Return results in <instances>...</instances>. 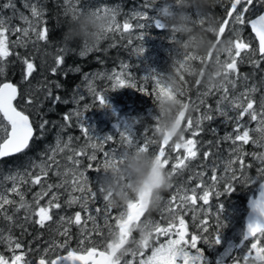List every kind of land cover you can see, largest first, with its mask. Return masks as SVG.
I'll return each mask as SVG.
<instances>
[{"label":"snow or ice","instance_id":"6c2138e0","mask_svg":"<svg viewBox=\"0 0 264 264\" xmlns=\"http://www.w3.org/2000/svg\"><path fill=\"white\" fill-rule=\"evenodd\" d=\"M70 2L71 0H65V4ZM172 4H174V0H172ZM172 4L165 3L160 6L158 18L150 16L148 11H135L132 13L131 18L150 20L157 28H167L164 23V17L173 8ZM23 6L31 13V18L23 12H19L13 0H7L6 3L0 5L2 9L13 10V16L5 17L0 15V76L4 75V65L7 58L13 55L10 45L11 47H27L28 42L46 41L48 38L49 29L42 27L46 22L43 19L45 10L40 0H23ZM143 7L147 10L157 6H155V0H153V3H145ZM68 11L72 13V17H75L83 13L84 8L73 6ZM94 11L98 14H112L113 24L109 27L108 32H130L133 28V25L128 20L122 25L118 22L119 12L115 7H97ZM13 18H18L25 26L13 25L11 23ZM203 22V20H200L201 24ZM145 26L144 23L136 25L140 29L145 28ZM246 29H250L252 34L247 39L243 36V32ZM226 32L231 34L227 38L225 37ZM17 34L20 35L17 36ZM10 35L17 38L10 41ZM32 37H34V40ZM140 38L143 39V37ZM216 39H229L231 41V46L225 53L226 58L223 61L220 57L217 58V62L223 65V83L219 87H208L207 91L203 93V96H208L213 94L214 89L216 92L222 91V95L216 101V108L213 110L209 105L208 110L197 117L194 122L191 116H186L190 106L189 102L182 100L181 103L184 110L180 112L179 120L182 123L186 121V123H183L184 133L191 130L192 138L185 139L183 135L179 141H176L171 148V151L175 153L172 156L167 154L166 146L173 139L166 137L159 142L158 151L152 153V155L155 162L163 169H166L171 162V171L167 172L170 179L174 175L182 174L185 169L189 168L190 162L195 160L200 152L197 147L199 141L195 137L199 136L200 132L203 131L200 127L202 121H212L214 116L211 113L215 111L220 117L225 118V123L234 125L232 131L227 132L222 137L224 141H231V158L226 159L219 153L213 152L211 148L203 152L205 161L203 167L205 171L194 173V175L188 177L187 181L176 186L171 198L161 210L170 216L167 225L162 226L157 221L144 218L147 212L143 208L142 198L130 200L127 205L113 207L109 202L111 192H105L103 185L99 182V178L97 180L99 196L97 191H93L88 186L89 178L79 169L81 164L79 157L87 156L89 160H96L95 152L88 155L87 149L89 147L103 152V169H106L121 163L130 152H149L150 145L158 142L149 140L147 136H138L134 131L138 120H132L123 125L115 126V134L120 137L119 147L104 151V144L113 141L114 135L105 134L101 137L94 134L93 130L84 121L85 111L89 108V105H85V111L74 109L63 114L64 123L60 125V131L57 133L54 146L49 145L47 151L40 154L41 159L38 162L29 159L25 162L23 170L17 168L6 175L3 181H0V217L11 225L17 219L16 214L24 210V220L26 222H32L40 228H44L46 222L53 221V210L62 208L59 202V193L53 191V189H64L68 193V199L65 201L68 207L79 203L85 213H88L86 219L83 220L84 225L91 221L94 230L99 232L97 217L103 212L104 225L108 229L106 242L102 248L92 246L85 249L83 248L84 240L81 239L78 249H69L66 255L57 254L55 258H52L49 252H54L57 248H66L67 239L63 244H50L48 247L43 248L42 252L40 248L33 250L29 247L25 250V246L11 235L10 227L7 235L4 234V229L0 228V244L6 246V251L0 252V264H121L123 257L128 254L133 257L139 255L141 257L139 264H205L203 250L198 247V244L201 241L208 244H219L220 233L217 232L214 236L212 234L203 235V233H209V226L207 220H200L199 228L202 234H192L189 238L185 215L189 211L194 212L198 199L204 205H209V198L213 190L221 182L225 184L224 192L229 194L235 191L233 182L236 181L247 186L260 181V187L264 189V168L258 169L259 175L257 177H250L243 171L245 168L243 157L249 155V153L243 151V145L251 143L259 148H264V96H261L259 102L253 97L252 94L258 91L255 85L246 87L244 91L233 94L237 83L236 79L230 78L231 74H237V79H239L238 62L242 64L247 60L255 68H259L261 62H264V0H226L224 18L219 20V30ZM128 44H132L131 39L128 40ZM90 50L91 48L85 46L80 55L84 56ZM60 51H64V49H60ZM135 51L138 54H143L145 49L141 47ZM17 56L25 66L22 80L28 81L36 70V66L27 57L19 56V54ZM185 59H189V57H185ZM63 63L64 57L57 56L55 58L56 67L51 69L52 73L55 74L57 68ZM129 68V64L122 62L119 70L113 69L111 72H99L92 74L91 77L89 74H85L83 79L86 83L84 86L87 92L98 101L99 105L105 107L107 106V95L103 91L97 90L94 81L96 79L109 81L112 91L120 88L137 89V83L132 77ZM76 70L79 71V69ZM163 77L164 73L157 72L154 69L142 77L144 84L149 81L152 82L154 100L157 96L163 95L168 91L164 87ZM243 79L246 81L248 78L244 76ZM196 83L199 85V81ZM227 85H231V93ZM59 86L57 84V87ZM138 90L146 95L148 94L144 85H141ZM46 98H51L54 105L61 102L60 96L53 97L51 89L47 91ZM84 99L85 96L83 94H79L78 99L74 97L77 104ZM19 101H25L27 105L33 104L31 96H28L25 100V94L18 89L16 84L0 82V163L12 157L26 155L32 142L38 138H43L42 134L50 123L40 115L39 109H37L36 115L40 116V122L37 125L33 119H30L31 113L26 114ZM67 102L66 100L63 101V103ZM200 103L203 104L204 101L201 100ZM198 110L199 107L197 106ZM230 113H233V115H230ZM246 116L249 118L248 121H245ZM73 121H75V125L80 129L86 141L79 148L73 146V141L74 139L79 141L81 137L69 135L65 140L60 134L66 128L72 127ZM253 122L255 123V128L250 126ZM156 131H158V128L155 127ZM212 131L215 133L217 130L212 129ZM38 133L40 134L39 136ZM207 143L211 145L212 141ZM181 149H183V154H181ZM65 151L70 153L66 159L71 167L62 166L57 159V156ZM250 155L264 164V153L253 152ZM237 161L240 165L239 175L237 170L233 168ZM91 167L92 165H89V168ZM248 167H251V165H248ZM54 168L55 171L53 172ZM61 168H63V171H61ZM37 169L38 171H36ZM220 170L225 174L217 175ZM95 171L99 172L100 169L97 168ZM208 171L212 173L208 177L211 183L205 180ZM34 172L35 174H33ZM50 172L59 177V183L47 182ZM193 179L199 182L194 187L186 186ZM7 182H10L11 186H7ZM23 185H29V187L40 185L41 190L33 194L32 201H28L25 199V192L21 190ZM200 190H202V194L198 195ZM76 192L81 195H73ZM49 194H51L50 198L42 206L41 201L48 197ZM215 195L219 197L221 193L217 191ZM13 196L19 197V199L11 198ZM101 198L104 202L103 209L96 207L94 209L95 214H92L88 207L89 201L91 200L95 203ZM113 209H118V211L114 213ZM219 209L221 212L223 211L222 204L219 205ZM252 209L258 213V216L251 219L247 224L244 234L246 243L243 246L246 251L242 255V259L244 264H264V242H262L264 241V191H261L259 198L252 202ZM204 214L208 215V212ZM193 220H196L195 215H193ZM217 221L220 227H225V222L220 223L219 214H217ZM59 222L61 224L67 223L68 225L75 223L80 226L82 224L81 212H75L74 217L61 215ZM141 222H146L151 229V241H141L140 248L131 253L120 251L126 243H136V239L133 237V233L136 231H133L131 226ZM60 235L70 239L69 228L64 227ZM161 237L167 238L165 242H159ZM249 241H251L250 246L247 243ZM148 248H151V254L145 257L144 250ZM33 251L40 253L38 258L35 256L29 258V254Z\"/></svg>","mask_w":264,"mask_h":264},{"label":"rangeland","instance_id":"374dc122","mask_svg":"<svg viewBox=\"0 0 264 264\" xmlns=\"http://www.w3.org/2000/svg\"><path fill=\"white\" fill-rule=\"evenodd\" d=\"M6 2L7 0H0V5ZM13 2L15 3L16 9H18L19 12H23L25 15L31 18V13L23 6V0H13ZM40 2L45 10L43 19L46 24L50 19L54 21V25H56L57 23L59 24L61 22L60 19L62 18L69 21L72 17V13L69 12L68 9L72 8L73 6L84 8V11L95 10V8L97 7L108 6L115 7L118 9L119 15L117 19L121 25L126 20H128L133 25V28L130 32H108L102 42H100L95 47L91 48L90 51L86 52L85 55L89 54L92 51L97 52L99 45L101 43H105L102 53L106 52L108 48H114L113 52H120L122 59L119 60L116 65H109L110 67L105 66L96 69H89L88 71L84 72L83 75H81V79L79 80V82H76L72 86L70 97L66 99L68 102L63 103L62 101V104L67 105V107L65 112H62L61 118L63 117V114L71 112L74 109L85 111L84 106L89 105V108L85 111L84 116V121L86 125L93 130L95 135L101 137L105 134L114 135L113 141H109L104 144V151H109L114 147H119L120 137L118 134H115V126L123 125L132 120H138L134 131L138 136H147L149 140L157 141V144L150 145L149 152L152 154L158 151L160 139L156 135L155 120L153 119V114L155 113V100L152 94V82L149 81L147 84H144L142 77L144 75H147L153 69L161 73H165L168 71V65L171 62L174 41L172 40L167 28H157L154 24L151 23L150 20L131 18V16L132 13L135 11H148L150 16L158 18L160 6L165 3L172 4V0H155V6L157 7L149 8L147 10H145V8L143 7L144 4H151L153 3V0H130V2L129 0H124L120 2L116 1V4H114V2H111L110 0H79V2H77V0H71V2L68 4H65V0H40ZM128 2L129 4H127ZM225 3L226 0H219V3L213 9H211L212 14L216 18L217 13H222L221 18H218L219 20H222L224 18ZM124 4H127V7L123 6ZM85 5H87V7H85ZM172 6L174 7V4H172ZM0 15H3L5 17L13 16V10L0 8ZM11 23L13 25H20L21 27L25 26L18 18H13ZM139 23H144L146 25L145 28H137L136 25ZM42 27H45V24H43ZM66 27V25H60L57 27L61 30L60 33H63V36L66 31ZM19 35L20 34H17V36ZM230 35V33L226 32L225 37L227 38ZM243 36L246 39L250 38V33L245 30L243 32ZM140 37H143V39H141ZM16 38V36L10 35V41L15 40ZM32 39L34 40V37H32ZM129 39L132 40L131 45L128 44ZM213 39H215V37ZM74 42L78 43L81 41L75 40ZM58 45L60 44H56L55 46ZM80 45L81 46L79 51H77V49L75 50L74 48L70 49V51L72 53L77 51V56H81L80 52L84 50L85 45L82 42ZM141 47L144 48L145 51L143 54H138L135 50ZM51 48L52 47H48V44H45V46H43L42 41H36L35 43L28 42L27 47H11L10 45V50L12 51L13 55L8 57L7 61L5 62L4 75L0 76V82L8 79V77L11 78V76H14V70L11 66H8V60H16L17 62L22 63V61L18 59L17 54H19V56L27 57L32 62H34L36 66V70L33 72L32 76L29 77L28 81H24L22 80V77H20L19 82L14 83L18 86V89H20V91L25 94V100L28 96H31V98L33 99L32 105H27L25 101H19L21 107H23L26 113H29L30 110H32V113L36 114L39 106H41L45 102H47L48 104L49 98H46L47 91L42 87V85L45 86L43 81V79L45 78L44 74H47V72L51 71L53 67H56L55 58L57 56L63 57L64 55L60 51V49H63V46L53 49ZM225 58V54H222L220 56V59L222 61ZM122 62L130 65L129 71L132 73V77L137 83V89L120 88L115 91H112L111 83L109 81L105 79H96L94 81V84L97 90L103 91L105 95H107V106L101 107L98 101L87 92L84 86L86 83L83 79L84 75L89 74V76L91 77V75L95 73L111 72L113 69L119 70ZM194 63L200 65V60L198 59L194 61ZM65 65L66 63H63L59 67V70L63 69ZM237 67L239 70L238 75L240 74L239 79H237V74L230 75V78L236 79L237 83L235 93L233 94L244 91L246 87L255 85L258 91L256 93H253V97L259 102L261 96H264V62H261L259 70H257L256 72L255 70L257 68H255L251 63L247 62V60L242 64L238 62ZM24 68L25 66L23 65L22 73L24 71ZM66 69H70L71 72L77 71L73 64L67 65ZM244 76L248 78L246 81L243 79ZM187 78L188 77H186L185 79L187 80L186 86L188 88V91L185 96L181 97V99L185 102H189L190 106L188 111L186 112V116H191L193 118V121L195 122L197 117L201 116L204 112L208 110L209 105L213 110L216 108V101L222 95V91L216 92L214 89L213 94L203 96V93L207 91V88L204 87L202 83H199V85H197L196 78ZM141 85H144V87L147 89V95L138 90ZM227 86L229 87L231 93V85ZM79 94H83L85 96V99L83 101H80L79 104H77L74 100V97L78 99ZM52 95L53 97L57 96L55 94ZM201 100L204 101L203 104L200 103ZM197 106L199 107L198 111ZM46 108L49 109L50 107ZM51 108H53V106ZM211 114L214 116V119L212 121H202L201 124L203 131L200 132L199 136L195 137V139L199 141L197 147L200 149L197 158L190 162L189 168L185 169L182 174L172 176L171 184L173 186L168 191L162 193L163 203L161 208L148 212L144 217L145 219H152L154 221H157L162 226L167 225L170 216L167 213H163L161 210L163 209L164 204L171 198L172 193L175 191V186H178L181 183L187 181L188 177L194 175V173L205 171V168L203 167V165L205 164L203 157L204 151H208L211 148L213 152L219 153V155L223 156L224 158H231V141H224L222 137L227 132H231L234 125L232 123H225V118L220 117L215 111H213ZM230 115H233V113H230ZM248 119L249 118L246 116L245 121H248ZM63 123V119H54L51 125H48L45 131H49L53 128V135H51V137L48 138L47 141L44 142V144H42V147L37 146L33 150H28L26 155L16 156L10 158L11 160L8 162H4L3 164L0 163V181H3L6 175L10 174V172L12 171H15L17 168L23 170L25 162L29 159H33L38 162L41 159L40 154L46 152L47 147L49 145L54 146L57 133L60 131V125ZM183 123H186V121ZM250 126L252 128H255V123H251ZM212 129H216L217 131L214 133ZM60 134L65 140L69 135L73 137H81L79 141H76L74 139V147L79 148L80 146L86 143L85 139L82 136V133L80 132V129L75 125V121H73L72 127L66 128V130ZM184 136L185 139L192 138L191 130L185 132ZM38 141L40 142L42 141V139L38 138L37 142ZM176 141V139H173L172 141H170L169 145L166 146V151L168 155H175V153L171 151V148ZM208 141H212V144L209 145L207 143ZM243 151L245 153H249V155H245L243 157L245 165V168L243 170L244 173L250 177H257L259 175L258 169L264 168V164H262L259 160L255 159L250 154L253 152L258 154L264 153V148H259L249 143L248 145H243ZM33 152H36V155ZM87 152L88 155H91L93 152H95L97 159L92 161L89 160L87 156L79 157V159L81 160L79 169L83 171L85 175L89 178L88 186L91 187L93 191H97L99 196V185L97 183V180L103 172V152L100 150L92 149L90 147L87 149ZM69 154V152L65 151L64 153L59 154L57 156V159L59 160L62 166L71 167V165L66 159ZM181 154H183V149H181ZM89 165H92V167L89 168ZM248 165H251V172L249 171ZM97 168L100 169L99 172L95 171V169ZM233 168L237 170V174L239 175L240 165L238 161L236 164L233 165ZM165 170L167 172L171 171V162ZM36 171H38V169ZM54 171L55 168L53 169V172ZM61 171H63V168H61ZM53 172L49 173V177L47 178L48 183H53L54 181V178L52 176ZM33 174H35V172ZM224 174L225 173L222 170L217 172V175ZM211 175L212 173L208 171L207 175L205 176V180H208V177H210ZM198 182V180L193 179L191 183L186 186L194 187ZM208 182L211 183L210 180H208ZM259 183L260 181H257L256 183L247 186L239 181L233 182V188L235 189V191L229 194L224 192L225 184L221 182L218 184L216 189L213 190V193L209 198V205H204L203 202L198 199L197 204L195 205L194 212L189 211L185 215V222L187 225L189 238L192 234H202L199 228L200 220H207L208 226L209 221L211 220L213 226H215L213 230H210L209 228V233H203V235L212 234L214 236L217 232L220 233L219 244H208L203 243L202 241L198 244V247L203 250L205 264H219L220 262H228L229 264H234V262L235 264H244V261L242 259V255L246 251V249H243L244 243H246L243 239L244 216L247 213L248 203L250 199L255 197ZM7 186H11L10 182H7ZM21 190L25 192L26 200L32 201L33 194L39 192L41 189L40 185H35L31 187H29V185H23L21 187ZM58 190L56 192L59 193V202L61 203L62 208L59 210H53V221L46 222L45 227L40 228L38 225L32 222H26L24 220V210H21L19 213L16 214L17 219L15 223L11 225L9 222L3 220V218L0 217V228L4 229V234H9L8 230L10 227L11 235L18 239L25 246V250H27L29 247L33 250L40 248L41 252L43 248L48 247L50 244H63L67 239L68 244L66 248H57L54 252H49V255L52 258L55 257V255L57 254H66L69 249H78L80 246L81 239L84 240L83 248L85 249L92 246H99L102 248L107 240L108 235V229L104 225V221L102 218L103 212L100 216L97 217V224L99 226L98 232L94 230L91 221H88L86 225L83 224V220L86 219L88 213H85V211L81 208L80 204L77 203L72 205L71 207H68V205L65 203V201H67L68 199V193L65 192L64 189H61L60 191ZM217 191L221 193L219 197L215 195V192ZM199 194H202V190L198 192V195ZM50 195L51 194H49L48 197H45L44 200L41 201L42 206L47 203V200L50 198ZM73 195L79 196L81 194L79 192H76L73 193ZM221 204L223 205L222 212L219 209V205ZM88 207L89 211L92 214H95L94 209L96 207H101L103 209L104 202L102 198L98 199L95 203L90 200ZM77 211H80L82 216V224L80 226L76 225L75 223L68 225L67 223L61 224L59 222V217L61 215L74 217V214ZM116 211H118V209H113L114 213ZM205 212H208V215H205ZM217 214H219L220 216V223L225 222V227H220L218 225ZM193 215L196 216V220H193ZM112 222L114 223V221ZM30 224L32 225V227H30ZM64 227L69 228L70 239L68 237L60 235V232L63 231ZM56 237H58V239H56ZM133 237L135 239H138L139 233L134 232ZM166 239V237H161L159 242L163 243ZM240 241H244V243L240 244V246L238 247ZM201 243H203L204 245H209V248H211L210 254H207L208 252L203 247H201ZM247 243L250 246L251 241ZM0 245V252H5L6 246L4 244ZM128 247L131 248L134 247V245L129 244ZM39 254L40 253L33 251L29 254V258L33 256L38 258ZM150 254L151 248L144 250L145 257ZM140 259L141 257L139 255L133 257L131 254H128L123 257L121 264H129V262H131V264H139Z\"/></svg>","mask_w":264,"mask_h":264},{"label":"clouds","instance_id":"9594fccd","mask_svg":"<svg viewBox=\"0 0 264 264\" xmlns=\"http://www.w3.org/2000/svg\"><path fill=\"white\" fill-rule=\"evenodd\" d=\"M218 3L219 0H174V7L164 17L174 47L168 71L163 77L164 87L168 91L155 99L153 119L160 140L167 137L179 141L184 135L179 114L184 110L181 97L188 91L186 77L196 78V82L199 81L206 88L219 87L223 83V65L217 62V58L226 53L231 41L216 39L219 19L212 14L211 9ZM200 20L204 21L203 24ZM112 24L113 16L110 13L84 11L68 21L64 41L80 40L88 48H93L102 42ZM198 59L200 65L194 63ZM99 182L105 192H111L109 202L113 207L142 198L147 213L161 208L162 193L171 187L167 171L155 162L150 152H130L118 165L103 169ZM131 227L139 233V238L134 244L122 246V252L138 250L141 241L150 242L152 239L151 229L146 222ZM129 244L134 247H128Z\"/></svg>","mask_w":264,"mask_h":264},{"label":"trees","instance_id":"16d2710c","mask_svg":"<svg viewBox=\"0 0 264 264\" xmlns=\"http://www.w3.org/2000/svg\"><path fill=\"white\" fill-rule=\"evenodd\" d=\"M110 1L116 4L117 2L124 1V0H116L117 2L113 0H110ZM129 2L127 4H129ZM127 4H124L123 6L127 7ZM221 16H222L221 12L217 13V18L218 17L221 18ZM60 20L61 22L59 24L57 23L56 25H54V21H52L51 19L47 22V24L45 23V27L49 29V34H48L47 40L42 41V45L45 46V44H48V47H52L51 49L63 46V49H65V52L61 51V53L64 54L63 55L64 63H66V65L61 70H59L58 68L55 74H53L52 71H49L47 72V74H44L45 78L43 81H44L45 86L42 85V87L46 91L51 89L52 94L58 95L60 97L63 96L61 97V100L64 101L70 97L72 86L76 82H79V80L81 79V75H83L84 72L88 71L89 69H94V68L96 69V68L105 67V66L110 67V66L116 65L119 62V60L122 59V57H121L120 52L119 53L113 52L114 48H108L106 52L102 53L105 43H101L99 45L97 52L92 51L85 56H77V51H79L80 49L81 42L76 43L74 42L75 41L74 40V41L66 43L64 41L63 33H60L61 30L58 29L57 27L60 25L67 26L68 21L65 20L64 18ZM56 44H60V45L55 46ZM72 48H74L75 50L77 49V51L72 53L70 51V49ZM8 62H9L8 66L9 67L11 66L12 69L14 70V76H11V78L8 77V79L6 80H9L13 83H17L19 82L20 77H22L23 65L21 62H17L16 60L10 59L8 60ZM69 64H73V66H75V69H79V71L71 72L70 69H66V66ZM256 71L257 70H255V72ZM57 84H59L60 86L57 87ZM62 101L54 105L52 103V100L49 98L48 104L47 102H45L44 104L38 107L40 115L43 116V118L47 119L50 122L49 123L50 125L54 121V119H57V120L62 119L61 118L62 112L64 113L67 107V105L62 104ZM52 106L53 108H51ZM46 107H50V108L48 109ZM29 113H31L30 119H33L38 125L40 122V116L36 115L35 113H32V110H30ZM29 113H26V114H29ZM48 125L46 126V128L48 127ZM200 127L202 128V124ZM52 131H53V128L50 129L49 131H45L42 134L43 136V138H41L42 141L40 142L38 141L39 144L37 142V139L34 140L31 144L32 148L30 147V150L36 148L37 146L42 147V144H44V140L47 141V139L50 138L51 135H53ZM39 135L40 134L38 133V136ZM249 171L251 172L252 168L249 167ZM31 224H30V227H32Z\"/></svg>","mask_w":264,"mask_h":264},{"label":"water","instance_id":"95a60500","mask_svg":"<svg viewBox=\"0 0 264 264\" xmlns=\"http://www.w3.org/2000/svg\"><path fill=\"white\" fill-rule=\"evenodd\" d=\"M260 183H261V182H260ZM260 183H259V185H258V187H257V192H256V194H255V197L252 198V199H250V201H249V203H248V210H247V213H246L245 216H244L243 236H244V234H245V232H246V227H247V224L249 223V221H250L251 219L256 218V217L258 216V213L254 212L253 209H252V202H253L254 200H256V199L259 198V194H260L261 191H264V189H262V188L260 187Z\"/></svg>","mask_w":264,"mask_h":264},{"label":"flooded vegetation","instance_id":"af4514ba","mask_svg":"<svg viewBox=\"0 0 264 264\" xmlns=\"http://www.w3.org/2000/svg\"><path fill=\"white\" fill-rule=\"evenodd\" d=\"M8 161H9V159L6 160V161H4V162H8ZM4 162H3V163H4ZM3 163H2V164H3ZM52 176H53V178H54L53 183H59V177H57V176H55V175H53V174H52ZM174 188H176V186H175ZM57 190H58V189H53V191H55V192H56ZM60 190H61V189H60ZM60 190H58V191H60ZM212 226H213V224H212V221L210 220V221H209V228H210V230H213L214 227H215V226H213V227H212ZM56 239H58V237H56ZM243 243H244V242H243ZM239 246H240V244H238V247H239ZM0 247H1V245H0ZM201 247H203V248L208 252L207 254H210V253H211V250H210L211 248H209V245H207V244L204 245L203 243H201ZM1 250H2V249H1Z\"/></svg>","mask_w":264,"mask_h":264},{"label":"bare ground","instance_id":"6f19581e","mask_svg":"<svg viewBox=\"0 0 264 264\" xmlns=\"http://www.w3.org/2000/svg\"><path fill=\"white\" fill-rule=\"evenodd\" d=\"M219 18V17H218ZM217 18V19H218ZM48 20V19H47ZM214 38V37H213ZM256 70H259V68L258 69H256ZM240 75V74H239ZM258 75V74H257ZM256 77V76H255ZM187 79H189V78H187ZM44 80V79H43ZM11 83H13V82H11ZM18 87V86H17ZM253 95V94H252ZM255 95V94H254ZM44 99V98H43ZM62 101V100H61ZM44 142H46V141H44ZM47 145V144H46ZM31 148H32V146H31ZM33 150V149H32ZM43 150V149H42ZM42 150H41V152H42ZM37 151V150H36ZM40 151V150H39ZM30 153H32V152H30ZM34 153V152H33ZM35 155H36V152L34 153ZM38 154V153H37ZM11 159H9V161H10ZM17 160V159H16ZM14 161V160H13ZM12 162V161H11ZM2 164V163H1ZM5 165V164H4ZM51 181V180H50ZM11 198H14V199H16V200H18L19 199V197H15V196H13V197H11ZM26 199V198H25ZM243 239H244V236H243ZM244 241H240L239 242V244H242ZM219 264H229L228 262H220Z\"/></svg>","mask_w":264,"mask_h":264}]
</instances>
